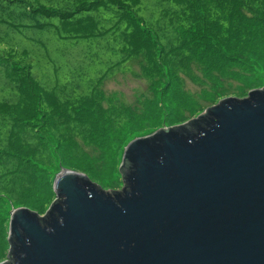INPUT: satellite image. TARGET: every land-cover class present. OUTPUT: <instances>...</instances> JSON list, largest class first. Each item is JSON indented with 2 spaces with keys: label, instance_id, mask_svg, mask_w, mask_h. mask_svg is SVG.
I'll use <instances>...</instances> for the list:
<instances>
[{
  "label": "trees",
  "instance_id": "1",
  "mask_svg": "<svg viewBox=\"0 0 264 264\" xmlns=\"http://www.w3.org/2000/svg\"><path fill=\"white\" fill-rule=\"evenodd\" d=\"M147 2L159 8L152 13L154 25L140 14ZM26 27L51 28L61 40L107 39L120 57L96 75L79 74L75 66L64 80L56 75L44 81L29 56L34 49L19 51L9 38ZM132 63L149 86L136 104H127L102 87ZM186 78L200 87L198 95ZM261 87L264 0H0V262H17L9 242L12 210L28 208L44 216L43 225L57 216L53 206L61 199L54 182L63 167L93 181L96 172L87 165L102 152L109 171L120 167L125 188L122 158L137 137L160 131L164 123L208 122L206 111L198 115L205 101ZM169 108L182 120L170 123ZM186 112L198 117L180 124L189 119H183ZM153 116L160 122L153 123ZM126 165L134 170V163Z\"/></svg>",
  "mask_w": 264,
  "mask_h": 264
},
{
  "label": "water",
  "instance_id": "2",
  "mask_svg": "<svg viewBox=\"0 0 264 264\" xmlns=\"http://www.w3.org/2000/svg\"><path fill=\"white\" fill-rule=\"evenodd\" d=\"M206 112L133 140L124 190L63 167L57 216L12 210L15 264H264V87Z\"/></svg>",
  "mask_w": 264,
  "mask_h": 264
},
{
  "label": "rangeland",
  "instance_id": "3",
  "mask_svg": "<svg viewBox=\"0 0 264 264\" xmlns=\"http://www.w3.org/2000/svg\"><path fill=\"white\" fill-rule=\"evenodd\" d=\"M158 9L159 8L154 6L152 3L147 2V5L142 6L140 14L154 25L156 21L152 18V13H154L153 11H157ZM9 38L13 42V44L17 48H19V51L20 48L24 49L25 47L34 49L30 50L32 52L29 53V56L35 58V73L38 75L39 79L44 81L50 79L54 80L56 78V75L59 76L60 80H64L63 78L68 75L69 70H71L75 66L76 68L73 71L79 74L83 73L85 76L87 75V73L96 75L97 73H100L101 71L107 69L110 64V60L120 57V54H117L112 50V43L110 42V40H61L56 35V33L51 30V28L42 30L33 27H26L22 32H19V34L10 32ZM100 41L103 42L104 45L99 44L98 42ZM42 43H45L48 49H45L44 44ZM85 80L86 77L84 81ZM186 83L187 87L190 90L197 93V95L199 94L200 87L197 86L193 81H191V79L186 78ZM83 84H87V82ZM148 86V80L142 75L139 65L136 63H132L131 65H128L125 68L118 70L111 76L107 77L103 83L102 88L109 96L118 99L120 102H125L127 104H136L139 98H141L143 95L148 94ZM256 89L259 88H254L253 90ZM251 90L245 91L244 93H241V95L232 90L230 92L224 93L223 95L220 94V96L216 98L218 101H203L204 105H201L198 115L204 113L208 108L217 105L219 101L225 98L248 97ZM169 111L171 112V114L166 115V119H168L170 123L182 120L179 117L180 114H178L176 110H174L173 108H169ZM187 113L188 112L182 114H185V117L183 119H189L181 123L179 122L180 124L198 117V115L193 117ZM155 117L156 116L152 117L154 119H152L153 123H157L158 119ZM158 121L160 122V120ZM165 127L169 126H165L164 123L163 128ZM103 155L104 154L102 152H99V155H97L98 162H93L87 165L89 170L96 172L93 182L97 183L99 186L103 187L104 190L108 191L121 190V188L123 189L124 185L121 182L119 176V173H121L122 175L120 167L119 170L111 169V171H109V168H107L106 166L107 164H104V160H102L101 158ZM16 209L17 208H15V210ZM7 260L8 259L4 261Z\"/></svg>",
  "mask_w": 264,
  "mask_h": 264
}]
</instances>
